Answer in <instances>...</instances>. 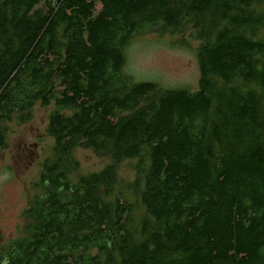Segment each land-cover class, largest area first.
I'll use <instances>...</instances> for the list:
<instances>
[{
	"label": "trees",
	"instance_id": "1",
	"mask_svg": "<svg viewBox=\"0 0 264 264\" xmlns=\"http://www.w3.org/2000/svg\"><path fill=\"white\" fill-rule=\"evenodd\" d=\"M187 33L197 91L123 72L136 38ZM37 105L56 159L0 264H264V0H0V152ZM79 149L111 163L73 181Z\"/></svg>",
	"mask_w": 264,
	"mask_h": 264
},
{
	"label": "rangeland",
	"instance_id": "2",
	"mask_svg": "<svg viewBox=\"0 0 264 264\" xmlns=\"http://www.w3.org/2000/svg\"><path fill=\"white\" fill-rule=\"evenodd\" d=\"M44 6V4H42ZM101 5H97V11ZM186 42L187 47L179 46ZM199 43L189 33L184 36L151 34L136 38L125 50L124 73L135 83H155L164 89L197 91L200 68L197 59ZM54 108L37 105L32 121L19 125L8 124L7 147L0 152V246L17 239L23 230L22 213L29 199L36 193L45 161L56 159L54 140L48 136L47 126ZM80 169L72 176L102 172L111 163L108 154L98 155L92 150L79 149L73 155ZM135 161H125L118 172V196L127 197L137 210L139 201L131 189L136 179ZM139 204V205H138ZM142 213L135 214L138 223Z\"/></svg>",
	"mask_w": 264,
	"mask_h": 264
}]
</instances>
